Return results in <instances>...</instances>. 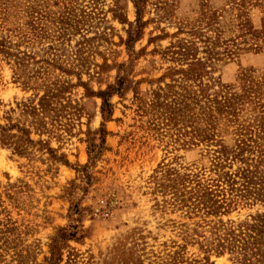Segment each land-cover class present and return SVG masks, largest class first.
Segmentation results:
<instances>
[{
    "label": "rangeland",
    "instance_id": "374dc122",
    "mask_svg": "<svg viewBox=\"0 0 264 264\" xmlns=\"http://www.w3.org/2000/svg\"><path fill=\"white\" fill-rule=\"evenodd\" d=\"M0 264H264V0H0Z\"/></svg>",
    "mask_w": 264,
    "mask_h": 264
}]
</instances>
